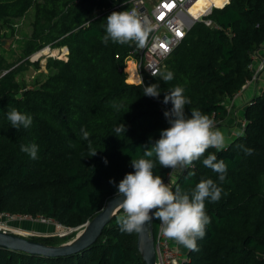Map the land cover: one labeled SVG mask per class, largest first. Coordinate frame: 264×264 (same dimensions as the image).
<instances>
[{"label": "trees", "instance_id": "obj_1", "mask_svg": "<svg viewBox=\"0 0 264 264\" xmlns=\"http://www.w3.org/2000/svg\"><path fill=\"white\" fill-rule=\"evenodd\" d=\"M212 2L222 6L227 0ZM32 8L31 34L16 37L20 56L11 54V60L3 39L15 37L17 20ZM128 9L129 0H0V212L82 227L134 171L131 160L146 158L145 148L170 126L164 112L172 104L163 99L176 86L190 100L186 116L197 109L215 126L224 124L227 101L251 79L253 56L264 48V0L214 7L208 15L213 24L194 23L160 70L171 71L173 80L145 74L143 85L128 81L125 70L136 44L102 42L106 17ZM46 46L68 47L67 58L45 56L47 72L29 86L19 75L41 66L30 57ZM152 84L159 85V97L143 94ZM13 108L32 117L29 128L11 126L7 113ZM245 119L242 133L224 150L210 147L171 185L191 193L201 180L211 179L222 189L219 201H205L211 222L181 264H264V90L247 102ZM120 124L124 133L116 132ZM33 143L36 159L21 151V145ZM249 148L251 155L245 152ZM208 154L226 163L223 181L203 165ZM153 171L164 181L173 172L158 162ZM121 215L122 210L81 251L49 257L0 248V264H146L138 233L121 230ZM158 226L155 219L154 234ZM73 231L30 239L57 245L74 237Z\"/></svg>", "mask_w": 264, "mask_h": 264}, {"label": "clouds", "instance_id": "obj_2", "mask_svg": "<svg viewBox=\"0 0 264 264\" xmlns=\"http://www.w3.org/2000/svg\"><path fill=\"white\" fill-rule=\"evenodd\" d=\"M152 28L146 20H142L136 9L113 11L106 17V35L102 42L107 45L109 40L118 44L135 43L144 48L147 44ZM153 76H158L165 82L173 80V73L167 71L159 73L152 70ZM141 84L143 80L141 78ZM184 89L180 86L165 92L163 103L169 102L172 108L164 112L170 125L163 129L160 138L150 147L145 148L144 157L132 159L133 172L125 174L117 185L116 196L122 197L117 211L123 215L118 219L121 230L127 234L139 233L146 222L153 218L161 223L160 232L163 237L173 240L178 245L196 251L197 238H203L206 226L210 224V217L205 212V201L217 202L221 198L222 189L213 180H201L191 193L173 188L165 183L160 175L154 174L156 162L163 168L184 170L191 167L194 161L205 156L211 147L217 152L225 149V135L215 127V121L200 110L192 109L191 115L186 116L185 106L190 100L184 96ZM143 94L159 97L158 84L143 88ZM7 119L13 128H29L32 117L13 108L7 113ZM83 139L88 140L89 133L81 129ZM125 125L120 124L116 132H125ZM91 149V145H90ZM21 151L28 153L32 159L37 158L38 145H21ZM252 149H245L251 155ZM96 150H91L90 156H95ZM155 156V161L152 158ZM105 163L107 160L105 159ZM206 168L219 174V179H225L227 165L223 159L218 160L216 154H208L202 161ZM194 175V173H189ZM110 183H115L110 180Z\"/></svg>", "mask_w": 264, "mask_h": 264}, {"label": "built area", "instance_id": "obj_3", "mask_svg": "<svg viewBox=\"0 0 264 264\" xmlns=\"http://www.w3.org/2000/svg\"><path fill=\"white\" fill-rule=\"evenodd\" d=\"M78 1L80 0H76V2ZM204 1L205 0H129L128 10L136 9L141 19L146 20L148 26L152 28L146 46L144 48L136 47L130 53L135 75V79L130 82L141 83L142 78L144 84L145 74L152 75V70L160 72V70L164 68L165 62L172 51L182 43L186 33L193 24L197 21H204L207 25H212V20L208 18V15L212 12L213 8L222 7L229 2V0H227L222 6L214 4L210 7L207 6L195 15L192 12L193 6ZM46 47L48 51L51 50L50 46ZM63 51L66 50L64 49ZM52 56H58V54ZM64 57L67 58V52H65ZM254 58H257L258 62L256 65H253V63L251 65L253 75L248 82L257 80L260 73L264 71V48L256 52L253 56V59ZM127 73L129 77L131 72L127 71ZM245 123L246 121L242 123L243 129ZM167 180L165 183H167ZM15 215L33 219L30 215L0 212V230L8 232L9 229L6 226L5 218H14ZM40 217L44 221L52 220L42 216ZM58 225L62 227L61 224L58 223ZM160 228L161 223L159 221V226L155 234L157 264H181L186 257L182 256V253L173 240L166 239L161 235ZM63 229L64 233H62V235H66L67 229L73 228H66L63 226Z\"/></svg>", "mask_w": 264, "mask_h": 264}, {"label": "water", "instance_id": "obj_4", "mask_svg": "<svg viewBox=\"0 0 264 264\" xmlns=\"http://www.w3.org/2000/svg\"><path fill=\"white\" fill-rule=\"evenodd\" d=\"M5 40L2 42L4 45ZM68 54V47L64 48ZM122 197L112 195L105 206L90 220L82 225V229L71 239L61 244H46L30 239L24 235L0 230V248L25 251L33 255L49 257L63 256L81 251L92 245L103 232L104 227L117 214L118 203ZM154 220L146 222L138 233V247L146 264H157L155 248Z\"/></svg>", "mask_w": 264, "mask_h": 264}, {"label": "rangeland", "instance_id": "obj_5", "mask_svg": "<svg viewBox=\"0 0 264 264\" xmlns=\"http://www.w3.org/2000/svg\"><path fill=\"white\" fill-rule=\"evenodd\" d=\"M214 5H217V4H214ZM33 13H34V8H32L25 17L17 20V23H16L17 32H16L15 37L3 39V41L5 40V43L3 46L7 48L6 54L9 56L11 60L13 59L11 57V54H14V57L20 56V48H19L18 42L16 41V37L18 36L23 37L24 34L29 36L31 34V31H32L31 22L33 19ZM64 48H51V50L48 51L47 47H44L42 50L34 53L33 55H31L30 60L34 62L37 60H40L41 66L36 67L35 65H31L27 70H25L23 73L19 75V78L24 79L26 82H28L29 86H31L32 82L36 78L40 77L43 72L45 73L47 72L46 66H45L46 64L45 56H52V55L58 54V57L65 58L64 55L66 51H63ZM130 69L131 67L128 69V71H130ZM222 125L226 126L227 124L224 123ZM5 223L9 229L8 232L21 234L28 238H30L33 235L47 236V235H62V233H64L63 226L61 227L60 225H58L56 221L54 220L44 221L41 219V217L30 219V218H25V217H19V215H15L14 218L6 217ZM82 228L83 227H78L75 229H67V234L75 230L73 232H75L74 234L76 235ZM188 251L189 249L187 250L186 253H184V255H187Z\"/></svg>", "mask_w": 264, "mask_h": 264}, {"label": "crops", "instance_id": "obj_6", "mask_svg": "<svg viewBox=\"0 0 264 264\" xmlns=\"http://www.w3.org/2000/svg\"><path fill=\"white\" fill-rule=\"evenodd\" d=\"M212 4H215V2L214 3L212 2L211 5ZM257 62L258 59L254 58L252 63L253 65H256ZM263 90H264V71L260 73V76L257 80L247 82L233 98L227 101L229 115L226 118V120H224V123H226L227 125L216 126V128H218L225 135L226 145L230 143L234 137L242 133L243 131L242 123L245 122L246 120L245 109L247 102L250 101L255 95L261 93ZM182 171L183 170L180 169L173 170L172 174L167 180V183L172 185ZM175 244L179 250L181 249L180 252L182 253V256L186 257L187 255H184V253H186L188 249L182 245H178L176 242Z\"/></svg>", "mask_w": 264, "mask_h": 264}, {"label": "bare ground", "instance_id": "obj_7", "mask_svg": "<svg viewBox=\"0 0 264 264\" xmlns=\"http://www.w3.org/2000/svg\"><path fill=\"white\" fill-rule=\"evenodd\" d=\"M211 3H212V0H205V1L202 2V3H200V4L196 5V6H193V8H192V12H193L195 15H197V14H198L200 11H202L205 7H207V6L210 7V6H211ZM217 6H219V5H217ZM128 66L131 67L130 71L127 70V67H128ZM126 70H127L128 72H131V75H130L128 78H129L130 81H133V80L135 79V75H134V68H133V62H132V60H129V61L127 62Z\"/></svg>", "mask_w": 264, "mask_h": 264}]
</instances>
